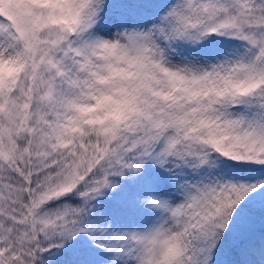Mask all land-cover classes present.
Returning <instances> with one entry per match:
<instances>
[{"label":"snow or ice","instance_id":"6c2138e0","mask_svg":"<svg viewBox=\"0 0 264 264\" xmlns=\"http://www.w3.org/2000/svg\"><path fill=\"white\" fill-rule=\"evenodd\" d=\"M0 264H264V0H0Z\"/></svg>","mask_w":264,"mask_h":264}]
</instances>
